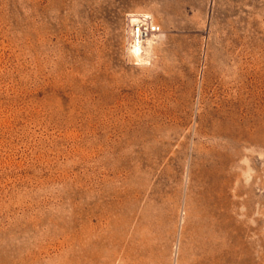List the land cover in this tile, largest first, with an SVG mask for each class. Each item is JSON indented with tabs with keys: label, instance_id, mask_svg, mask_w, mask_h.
I'll list each match as a JSON object with an SVG mask.
<instances>
[{
	"label": "rangeland",
	"instance_id": "374dc122",
	"mask_svg": "<svg viewBox=\"0 0 264 264\" xmlns=\"http://www.w3.org/2000/svg\"><path fill=\"white\" fill-rule=\"evenodd\" d=\"M0 264H264V0H0Z\"/></svg>",
	"mask_w": 264,
	"mask_h": 264
},
{
	"label": "built area",
	"instance_id": "2783aa9c",
	"mask_svg": "<svg viewBox=\"0 0 264 264\" xmlns=\"http://www.w3.org/2000/svg\"><path fill=\"white\" fill-rule=\"evenodd\" d=\"M127 26L129 27V46L138 52L147 39L158 38L161 29L149 13H137L128 15Z\"/></svg>",
	"mask_w": 264,
	"mask_h": 264
}]
</instances>
